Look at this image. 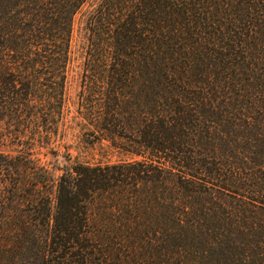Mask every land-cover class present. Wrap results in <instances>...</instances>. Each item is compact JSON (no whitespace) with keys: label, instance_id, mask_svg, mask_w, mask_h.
I'll return each mask as SVG.
<instances>
[{"label":"trees","instance_id":"obj_1","mask_svg":"<svg viewBox=\"0 0 264 264\" xmlns=\"http://www.w3.org/2000/svg\"><path fill=\"white\" fill-rule=\"evenodd\" d=\"M0 264H264V0H0Z\"/></svg>","mask_w":264,"mask_h":264},{"label":"rangeland","instance_id":"obj_2","mask_svg":"<svg viewBox=\"0 0 264 264\" xmlns=\"http://www.w3.org/2000/svg\"><path fill=\"white\" fill-rule=\"evenodd\" d=\"M80 13L77 15L75 22V31L73 37V49L74 53V62H73V79L72 84L69 89L70 102H69V120L68 124L65 128V133L63 139L60 141V146L57 147L58 155L47 153L42 154L41 158L44 162L54 161L60 165L66 163V158L61 157L60 154H69V162L72 161H82L89 163H97V162H106V161H115L120 159L122 156L118 155L116 152H112L107 146L106 141L101 142H90V138L83 133V130L80 129V125L77 124V120L73 117L75 112V101L77 100V93L79 91V72L82 71L83 61H84V44L82 39V27L83 22L79 23ZM80 32V33H79ZM83 46V48H82ZM68 161V160H67ZM61 170L55 171V176L58 175Z\"/></svg>","mask_w":264,"mask_h":264}]
</instances>
